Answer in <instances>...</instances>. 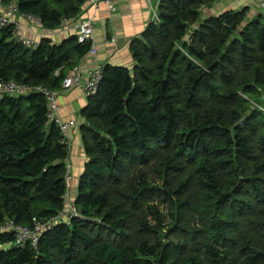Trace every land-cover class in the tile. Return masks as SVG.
<instances>
[{
	"label": "trees",
	"instance_id": "1",
	"mask_svg": "<svg viewBox=\"0 0 264 264\" xmlns=\"http://www.w3.org/2000/svg\"><path fill=\"white\" fill-rule=\"evenodd\" d=\"M0 1L52 30L86 2ZM211 1L160 0L159 19L132 41L135 66L104 64L82 110L87 161L67 218L70 150L45 96H0V226L30 231L0 230V264H264V14L202 20ZM90 49L76 33L27 47L4 27L0 81L59 91ZM152 162L162 187L143 170ZM158 192L178 210L167 231L147 204Z\"/></svg>",
	"mask_w": 264,
	"mask_h": 264
},
{
	"label": "crops",
	"instance_id": "2",
	"mask_svg": "<svg viewBox=\"0 0 264 264\" xmlns=\"http://www.w3.org/2000/svg\"><path fill=\"white\" fill-rule=\"evenodd\" d=\"M159 2L160 0H116L114 10L105 3H101L95 9L85 2L76 18L66 20L62 26L54 30L47 29L40 22L35 23L20 13H16L15 18L21 22L23 33L27 37L37 42L48 37L55 43H60L77 33L75 24L93 16L96 28L90 43L96 45V53L89 52L72 69L79 68L83 73H87L106 63L132 69L135 66L132 41L135 38H142L148 26L157 21L158 18L154 16L151 6L158 10ZM5 7L0 1V10ZM226 12H245L246 20L264 14L260 0H214L203 7L201 19L219 16ZM113 39L115 41L111 42ZM88 101L89 96L79 88L62 91L58 96L60 105L58 116L63 120L74 119L77 123L70 131L72 146L68 157L72 164L71 195L74 199L79 176L83 173L87 161L82 128L86 119L82 115V110L87 106Z\"/></svg>",
	"mask_w": 264,
	"mask_h": 264
},
{
	"label": "built area",
	"instance_id": "3",
	"mask_svg": "<svg viewBox=\"0 0 264 264\" xmlns=\"http://www.w3.org/2000/svg\"><path fill=\"white\" fill-rule=\"evenodd\" d=\"M86 2L95 9H97L101 3H105L106 5H108L111 10H114L116 8L115 6L116 0H86ZM260 5L261 8L264 10V0H260ZM151 9L153 11L154 16L159 19L157 8H155L152 5ZM16 13H18L17 6L14 4L7 5L5 9L0 10V29L11 26L14 37L17 41H19L20 43H22L27 47H32V48L37 47L38 42L30 37H27L23 33L21 22L17 21L15 18ZM21 15L35 23H39V22L41 23L40 17L36 15L26 14V13ZM75 25H76V31H77L76 34L78 36V41L81 43L91 42L96 28L94 17L93 16L87 17ZM112 41H114V39L111 40V42ZM89 52L92 54L96 53L95 44L91 43V49ZM103 67L104 65H99V67L96 70L88 71L87 73H83L79 68L72 69L71 72H69V74L64 78L62 88L59 91L50 89L45 85H29L21 81H13V80L0 81V96L6 94L19 95L31 91L40 92L43 96H45L47 100L49 107V113H48L49 117L56 122V124L62 131L63 143L66 144L67 147L70 149V147L72 146L70 131L74 126H76L77 123L74 119L63 120L58 116V110L60 108L58 102V96L62 91H67L73 88L81 89L88 96L97 93L99 89V85L103 78ZM66 170L67 171L65 178L67 181L68 188L65 197L68 200L71 198L70 183L73 178L72 164L68 159L66 161ZM75 211L76 209L74 204L68 202V206L58 215V217L67 218ZM0 230L14 231L17 232L19 236H25L30 233V231L15 224L14 221L5 222V224L0 226ZM38 232H39V228L36 230V234L34 235V238H36Z\"/></svg>",
	"mask_w": 264,
	"mask_h": 264
},
{
	"label": "rangeland",
	"instance_id": "4",
	"mask_svg": "<svg viewBox=\"0 0 264 264\" xmlns=\"http://www.w3.org/2000/svg\"><path fill=\"white\" fill-rule=\"evenodd\" d=\"M14 35V34H13ZM115 41V39H114ZM112 41V42H114ZM90 43V42H88ZM161 169H163V165H160L157 162H152L149 166L147 167H143V170L148 174L149 179L153 182L152 185H158L160 187L163 186V180L161 178ZM135 169H133L134 171ZM131 173L129 172L128 175H126L124 177L125 181H128V179H130ZM72 181V180H71ZM72 191V190H71ZM165 195L158 192V193H154L148 196V202L147 204H150L152 206H154L155 208H157L161 215H162V225L160 228H162L163 231H167L169 230V228H173L177 225V221H175L174 216L177 214V212L172 213V203L170 202L169 199H165ZM74 198L71 195V198L67 200V202L69 203H73ZM193 211V210H192ZM189 217L187 219L190 220V222L193 225H199V219H197L198 217V213L194 214L195 217H193L192 214H187ZM147 221L149 222V224L151 226H160L158 225L157 219L155 214L152 213H148L147 216ZM183 224V223H180ZM141 238H148L151 241H153V235H149L148 233H144Z\"/></svg>",
	"mask_w": 264,
	"mask_h": 264
}]
</instances>
